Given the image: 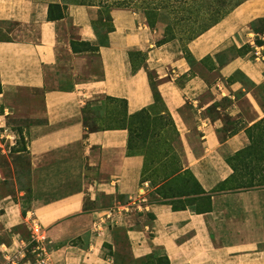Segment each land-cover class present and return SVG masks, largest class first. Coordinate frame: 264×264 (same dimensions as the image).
Wrapping results in <instances>:
<instances>
[{
	"label": "crops",
	"instance_id": "1",
	"mask_svg": "<svg viewBox=\"0 0 264 264\" xmlns=\"http://www.w3.org/2000/svg\"><path fill=\"white\" fill-rule=\"evenodd\" d=\"M51 4L62 17L49 16ZM108 14L83 2L0 0V29L13 35L0 38V158L21 154L22 132L31 185L25 207L23 191L4 187L0 161V264L30 240L33 218L46 228L53 264H140L154 252L169 264H264V187H236L229 163L264 118V63L252 54L264 0L241 2L187 43L188 56L177 41L158 44L136 10ZM107 99L127 116L147 109L171 120L209 210L149 200L145 155L129 152L130 131ZM242 100L253 117L241 115ZM102 104L91 128L87 110ZM142 189L147 210H120L98 234L94 220Z\"/></svg>",
	"mask_w": 264,
	"mask_h": 264
},
{
	"label": "rangeland",
	"instance_id": "2",
	"mask_svg": "<svg viewBox=\"0 0 264 264\" xmlns=\"http://www.w3.org/2000/svg\"><path fill=\"white\" fill-rule=\"evenodd\" d=\"M63 1L96 3V0H63ZM104 1L112 2L113 0H104ZM114 1H119V0H114ZM243 1L244 0H227L228 7H230L232 4V8L230 12ZM206 2L213 4L218 1L208 0ZM199 4H201V2ZM100 10L104 15L106 16L108 15V11L106 8L104 9L103 7L102 8L100 7ZM136 11L142 17L146 18L145 14L142 12L141 9ZM214 21L216 20H167V19L152 20L153 27H151V29L155 32L157 36V42L165 43L168 41H177L179 42V44H181L183 48H186L187 50L186 47L187 43H189V41L197 37L199 33L203 32L204 29L210 27V25ZM256 27L261 28L262 31L264 29V20H260L258 23H256ZM12 36H13L12 34H9L8 32H5L0 29V38L12 37ZM252 54L256 58L255 54L254 53ZM260 61L264 63V60L260 59ZM245 82L247 86L251 87L249 81L245 80ZM257 89H259L261 91V94L264 95V88H257ZM106 102L110 104L109 106L115 108L114 111L117 114L116 116H118V120H116L115 123L118 122H120L121 124L130 123L133 130L137 127V130L139 131V132H134L132 144L134 147H138L142 152H145L149 160L148 170L146 174L151 179H153V183H154L153 184L149 180L152 185V188L149 191L150 194L149 200H152L154 202H164V203H166L165 202L166 200H172L175 201L176 203H180L181 200H185L194 196V198L196 199L194 203L190 205L191 206L190 208L191 209L197 208L199 206V201H200L198 199L199 197L197 193L195 195L193 193H189L186 195L181 194L184 192L183 187L184 188L190 187L193 190L197 188L196 181L190 175V173H187L184 176L183 180L179 181L178 183L175 182L163 183L168 179L169 176H171L172 174V172H170L171 170L173 169L176 170V168L180 170L187 169L183 165L181 152L176 147L178 146V144L175 143L177 136L171 120L165 115L158 117L152 116L149 111H148L149 113H144L140 117L136 118V120H133L125 113L124 104L121 101H113L107 99ZM241 102H243V106H242L243 110L241 115L247 116L248 118L253 117V113L249 109V106L245 103L244 100H242ZM107 106L108 105L102 104L100 107L93 106L89 108L87 110V113H89V115L88 114L86 115L85 122L89 124L91 128L97 127L98 123L96 122L95 118H98L100 116L99 114L102 113V111L99 110L104 109ZM27 121L28 120L26 119V122ZM105 124L114 125V122L112 120L111 121L109 120L108 122H105ZM26 125H24L23 127H25ZM248 132H249L250 141L253 143V147H255L257 150L263 149L264 148V118L254 123L248 129ZM19 149L23 151L18 156L10 155L9 159L7 157L0 158L2 165L4 166L3 168L4 173L10 177L3 181V185L6 189L11 190L14 193H17V191L20 192L23 191V194H21V198L23 205L27 207L31 198L29 159L24 143L20 144ZM156 191H160V193ZM164 193H166L167 197H162ZM139 194L142 195L141 197L143 198V203H144V205L142 206V210H147V208L145 207V205H147L146 204L147 194H145V191L143 189L139 192ZM33 222H38V221L34 220V218L30 220V230ZM31 235L32 234H30V237ZM30 241L31 238L28 242H26L25 246H28ZM27 250L29 251L27 252L26 258L33 259L34 255L30 250V246L29 249ZM18 251L14 253H17ZM154 259L155 257L154 258L151 257L148 258L147 261L145 262L146 264H153Z\"/></svg>",
	"mask_w": 264,
	"mask_h": 264
},
{
	"label": "trees",
	"instance_id": "3",
	"mask_svg": "<svg viewBox=\"0 0 264 264\" xmlns=\"http://www.w3.org/2000/svg\"><path fill=\"white\" fill-rule=\"evenodd\" d=\"M208 0H119L106 2L104 0H96V3L89 2L88 4L99 5L101 8H106L108 13L112 8H133L135 10L141 9L145 14L150 27H153L152 20H216L214 21L210 27L221 20L227 13L230 12L232 8V4L228 7L227 0H217L218 2L210 4L206 2ZM201 2V4L199 3ZM54 8H58L59 12L55 15ZM63 11L61 9L60 4H51L49 7V16L50 17H62ZM107 19L111 20L110 15H107ZM209 27L204 29L207 30ZM202 33V32H201ZM199 33V34H201ZM261 42V40H258ZM158 44H161L157 42ZM91 50H96L97 47L93 45H89ZM185 52L188 56V50L185 48ZM151 85L154 91L155 101L160 100L159 93L157 92V87L155 85L154 79L152 75ZM149 110L142 109L139 112L129 115V117L133 120L140 117L144 113H149ZM136 123V122H135ZM124 127H127L130 131L128 150L129 152H141L145 155V163L142 172V179L150 180L153 183V179L147 176L146 172L148 170L149 160L145 152H142L138 147H134L133 137L134 132H139L137 127L133 130L132 126L129 124H122ZM19 142L25 144L26 148V138L23 134H20ZM229 163L233 168V173L231 175V179L235 182L236 187L239 188H253V187H264V148L261 150H257L253 147V143L251 142L248 146L239 150L234 156L229 159ZM171 176L163 182H175L178 183L182 181L184 176L187 173L195 179L197 188L193 190L192 188H184L183 194L193 193L194 195L198 194L199 206L193 210L198 212L207 211L211 208V195L208 194L196 180L194 175L188 170H180L176 168V170H171ZM169 172V173H170ZM154 184V183H153ZM157 188V187H156ZM160 193V191H156ZM160 195V194H159ZM180 196V195H178ZM162 197H167L166 193ZM196 198L191 197L185 200H181L180 203H176L172 200H166V203H170L172 208L177 209H185L190 208L191 204L194 203ZM155 257L153 264H169V258L167 255H160L157 252L149 254L140 264H146L148 258ZM156 260V261H155ZM145 262V263H144Z\"/></svg>",
	"mask_w": 264,
	"mask_h": 264
},
{
	"label": "built area",
	"instance_id": "4",
	"mask_svg": "<svg viewBox=\"0 0 264 264\" xmlns=\"http://www.w3.org/2000/svg\"><path fill=\"white\" fill-rule=\"evenodd\" d=\"M261 42H253L254 49L253 52L257 59L264 60V35L260 37ZM142 195L139 194L138 199H136L133 203L129 204L126 207H114L109 209L101 218L94 220L93 226L98 234H102L104 231V221L106 218L112 219L114 218L115 213L120 210H124L126 212L132 211L134 209L142 210L143 198ZM147 208V205H145ZM31 241L28 246H24L17 253H13L7 259L5 264H53L50 251L48 249L47 240L48 236L46 233V228L40 222H33L31 226ZM30 250L34 255L33 259L26 258L27 252Z\"/></svg>",
	"mask_w": 264,
	"mask_h": 264
}]
</instances>
